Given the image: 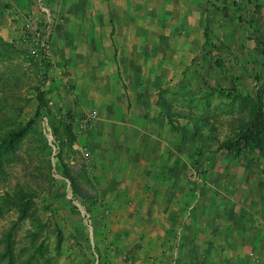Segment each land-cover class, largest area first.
<instances>
[{
    "label": "rangeland",
    "instance_id": "1",
    "mask_svg": "<svg viewBox=\"0 0 264 264\" xmlns=\"http://www.w3.org/2000/svg\"><path fill=\"white\" fill-rule=\"evenodd\" d=\"M42 1L50 10L49 42L61 29L59 3ZM258 1L254 6L255 0H247L251 8L234 9L233 19L213 21L204 29L194 19L191 41H161L168 52L164 61L172 59L180 70L193 58L191 71H176L181 87L159 93L163 124L171 131L185 130L182 139L188 145L193 139L195 146H218L225 156L220 146L252 120L264 84V0ZM1 3L0 264H143L141 256L153 263L158 251L153 244L143 249L137 218L124 211L129 206L122 200L125 186L110 183L112 164L120 156L109 150L123 142L104 132L123 125L107 120L97 101L80 98L66 65L52 64L50 47L48 58L34 55V43L21 37L29 16L45 22L38 0H18L14 8L9 1ZM156 9L147 10L160 21L165 11ZM146 26L150 33L166 31L159 22ZM146 43L159 42L151 38ZM29 123L22 137L9 139ZM242 156L264 161L261 154ZM116 172L124 173L121 167ZM148 234L151 239L158 235Z\"/></svg>",
    "mask_w": 264,
    "mask_h": 264
},
{
    "label": "crops",
    "instance_id": "2",
    "mask_svg": "<svg viewBox=\"0 0 264 264\" xmlns=\"http://www.w3.org/2000/svg\"><path fill=\"white\" fill-rule=\"evenodd\" d=\"M0 1H9L14 8L18 0ZM57 2L61 29L49 41L52 64L59 69L66 65L71 74L67 79L77 85L80 98L97 101L107 120L123 125L104 132L123 142L109 150L120 156L119 161L112 159L116 163H111L110 183L125 186L122 200L129 206L123 209L137 218L143 249L153 244L158 251L153 263L141 256L143 264H253L252 256L264 262V161L220 156L218 146L202 142L195 146L193 139L188 145L182 139L185 130L171 131L163 124L165 115L159 107L162 89L181 87L176 75L179 64L164 61L168 52L161 41L167 37L176 43L191 41L194 19L204 29L213 21L233 19L234 9L251 8V2ZM257 3L261 2L255 0L253 5ZM151 8L165 11L160 21L147 10ZM155 22L172 31L148 32L151 28L146 25ZM151 38L159 43L151 47L146 43ZM187 59L181 73L192 70L193 58ZM119 167L124 173L116 172ZM153 231L158 235L151 239L147 232Z\"/></svg>",
    "mask_w": 264,
    "mask_h": 264
},
{
    "label": "trees",
    "instance_id": "3",
    "mask_svg": "<svg viewBox=\"0 0 264 264\" xmlns=\"http://www.w3.org/2000/svg\"><path fill=\"white\" fill-rule=\"evenodd\" d=\"M256 44L258 45V43ZM38 101L40 104L39 109H41V104L44 103V96L40 91ZM29 126L30 123L18 132H12L9 135V139L22 137ZM220 149L225 154L232 155L236 158H240L245 153L264 155V84H261L258 88L255 112L251 122L245 128H242L233 140L223 143Z\"/></svg>",
    "mask_w": 264,
    "mask_h": 264
},
{
    "label": "built area",
    "instance_id": "4",
    "mask_svg": "<svg viewBox=\"0 0 264 264\" xmlns=\"http://www.w3.org/2000/svg\"><path fill=\"white\" fill-rule=\"evenodd\" d=\"M38 2L42 15L46 17L45 22L38 16H29L26 18V22L23 25V34L21 37L26 39L28 42L34 43L35 49L32 52L34 55L48 58L50 55V46L47 39V32L49 29L47 24L51 21L50 10L42 0H38ZM252 260L253 264H264V262L256 259L254 256H252Z\"/></svg>",
    "mask_w": 264,
    "mask_h": 264
}]
</instances>
